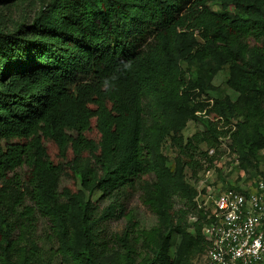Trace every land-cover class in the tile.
<instances>
[{
  "label": "trees",
  "instance_id": "16d2710c",
  "mask_svg": "<svg viewBox=\"0 0 264 264\" xmlns=\"http://www.w3.org/2000/svg\"><path fill=\"white\" fill-rule=\"evenodd\" d=\"M26 7L29 20H4L3 12ZM124 60L130 71L120 70ZM223 66L234 100L207 96ZM113 75L115 87L103 88ZM190 120L203 130L184 141ZM170 135L176 170L194 168L197 154L214 166L227 137L241 167L258 172L264 0H0V264H31L25 231L36 217L48 222L65 264H164L158 228H137L116 204L99 211L97 199L140 191L165 239L183 230L187 211L159 202L172 189L195 193L179 190L161 151ZM118 210L124 253L98 260L91 250L102 244L101 223ZM196 213L203 253L206 221Z\"/></svg>",
  "mask_w": 264,
  "mask_h": 264
},
{
  "label": "rangeland",
  "instance_id": "374dc122",
  "mask_svg": "<svg viewBox=\"0 0 264 264\" xmlns=\"http://www.w3.org/2000/svg\"><path fill=\"white\" fill-rule=\"evenodd\" d=\"M210 8L212 10L217 9L213 5H210ZM3 13L4 20L8 24H15L21 20H29L32 16V9L31 7L11 8ZM183 68L186 70L187 65L183 64ZM227 77L228 66H223L211 81L214 91L207 93V96L224 97L228 95L234 100L236 96L226 84ZM202 98L204 97L202 96ZM202 130L203 127L200 122L190 120L179 135L185 141L196 132ZM223 139L222 142L225 145L227 140ZM224 145H220L216 150V155L219 156V159L214 165L216 167L215 182L221 183L225 187L241 186L247 179H253L260 172L264 173V148L258 152L260 160L258 162L257 172L253 169L244 170L236 155L231 153ZM199 149L205 151L206 147L200 145ZM161 151L166 156L171 171H175V178L180 191L193 189L195 192L200 182L206 179L208 169L213 170L214 166L205 160V157L198 154L195 157L197 164L194 168L184 167L176 170L175 159L178 150L176 142L171 135L163 141ZM212 153L210 152V154ZM18 173L22 174L23 171H18ZM68 183H70L68 179H63L60 184V189L68 185ZM182 196L178 191L175 192L173 189L160 196L159 202L164 208L174 212L178 209H184L188 213L186 214V227L183 230L180 229L179 231L168 234L166 239L164 236L167 230L162 219L142 203L140 191H123L113 197L102 198L99 201L97 197H94L93 200L97 199L99 211L108 207L109 204L121 206L124 214L132 216L133 222L139 229L147 230L154 227L158 228V243L162 245L164 264H198L202 255L201 237L195 232L191 224L196 218L197 213L191 206L193 199H191L189 193L187 192L185 197ZM25 204L30 205L29 202ZM124 214L118 210L114 218L101 223L99 238L102 244L100 246H94L93 250H91L94 258L101 261H113L118 255L124 253L122 246L117 242V236L121 235L126 226V217ZM17 233L16 231L15 235ZM25 234L27 237L25 244L28 253H30L31 264H65L60 255L55 252L57 243L52 238H49L51 231L46 220L36 217L35 222L25 231ZM75 236H77L76 233ZM134 247L137 251V246ZM135 259L138 261L139 257L135 256Z\"/></svg>",
  "mask_w": 264,
  "mask_h": 264
},
{
  "label": "built area",
  "instance_id": "2783aa9c",
  "mask_svg": "<svg viewBox=\"0 0 264 264\" xmlns=\"http://www.w3.org/2000/svg\"><path fill=\"white\" fill-rule=\"evenodd\" d=\"M215 169H208L193 197L194 210L206 221L201 230L206 248L198 264H264V180L225 187L214 181Z\"/></svg>",
  "mask_w": 264,
  "mask_h": 264
},
{
  "label": "clouds",
  "instance_id": "9594fccd",
  "mask_svg": "<svg viewBox=\"0 0 264 264\" xmlns=\"http://www.w3.org/2000/svg\"><path fill=\"white\" fill-rule=\"evenodd\" d=\"M119 67L121 71H130L132 69V62L130 60L121 61ZM116 79L117 77L115 75L104 78V80L102 81V87L105 89L114 88V81Z\"/></svg>",
  "mask_w": 264,
  "mask_h": 264
}]
</instances>
